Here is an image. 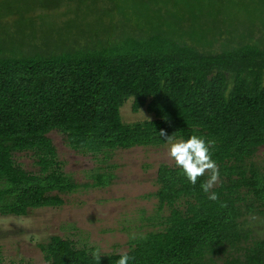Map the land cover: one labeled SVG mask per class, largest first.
Instances as JSON below:
<instances>
[{
	"label": "trees",
	"instance_id": "trees-1",
	"mask_svg": "<svg viewBox=\"0 0 264 264\" xmlns=\"http://www.w3.org/2000/svg\"><path fill=\"white\" fill-rule=\"evenodd\" d=\"M54 31L67 39H51ZM129 100L155 118L124 122ZM160 130L215 141L218 199H207L203 177L193 186L162 164L146 197L170 214L131 243V264H264V238L249 220L264 218L255 161L264 147V0H0V216L60 207L81 187L63 172L52 132L104 159L164 146ZM21 152L38 173L17 163ZM39 247L47 264H92L70 238Z\"/></svg>",
	"mask_w": 264,
	"mask_h": 264
},
{
	"label": "rangeland",
	"instance_id": "rangeland-1",
	"mask_svg": "<svg viewBox=\"0 0 264 264\" xmlns=\"http://www.w3.org/2000/svg\"><path fill=\"white\" fill-rule=\"evenodd\" d=\"M66 19L56 21L58 28L66 24ZM67 37L58 31L51 34L56 41ZM121 115L126 123L155 118L146 109L134 112L131 100L122 107ZM49 137L57 148L63 172L81 187L62 195L64 204L60 207L30 210L21 217L1 215L0 247L4 263L47 264L39 245L53 236L70 238L79 249L99 247L103 255L117 254V250L129 251L131 243L163 226L169 208L160 210L159 200L146 196L158 190L159 167L170 165L165 145L119 150L103 159L75 151L57 131ZM16 161L29 172L40 170L31 152L16 153ZM255 161L264 166V147L259 149ZM99 175L109 177L111 184L96 186L95 177ZM249 220L256 236L264 238V218L256 216Z\"/></svg>",
	"mask_w": 264,
	"mask_h": 264
},
{
	"label": "clouds",
	"instance_id": "clouds-1",
	"mask_svg": "<svg viewBox=\"0 0 264 264\" xmlns=\"http://www.w3.org/2000/svg\"><path fill=\"white\" fill-rule=\"evenodd\" d=\"M175 133L168 135L164 130L159 131V136L165 144L167 161L193 186L197 184L198 178L203 177L199 185L201 190L208 200L216 201L218 195L213 189L220 182L221 174L213 158L215 141L202 135L190 134L184 138ZM89 254L92 264H100L103 256L101 248H92ZM117 257L115 264H131L134 260L128 251L123 250H117Z\"/></svg>",
	"mask_w": 264,
	"mask_h": 264
}]
</instances>
